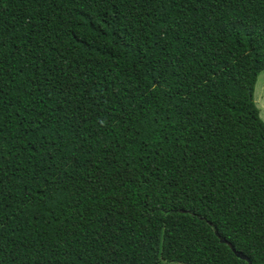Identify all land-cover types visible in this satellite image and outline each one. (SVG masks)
Here are the masks:
<instances>
[{
  "label": "trees",
  "instance_id": "16d2710c",
  "mask_svg": "<svg viewBox=\"0 0 264 264\" xmlns=\"http://www.w3.org/2000/svg\"><path fill=\"white\" fill-rule=\"evenodd\" d=\"M262 71L264 0H0V264H264Z\"/></svg>",
  "mask_w": 264,
  "mask_h": 264
},
{
  "label": "rangeland",
  "instance_id": "374dc122",
  "mask_svg": "<svg viewBox=\"0 0 264 264\" xmlns=\"http://www.w3.org/2000/svg\"><path fill=\"white\" fill-rule=\"evenodd\" d=\"M254 101L259 109V116L264 122V71H262L258 77L254 88ZM161 264H178V263H165Z\"/></svg>",
  "mask_w": 264,
  "mask_h": 264
},
{
  "label": "snow or ice",
  "instance_id": "6c2138e0",
  "mask_svg": "<svg viewBox=\"0 0 264 264\" xmlns=\"http://www.w3.org/2000/svg\"><path fill=\"white\" fill-rule=\"evenodd\" d=\"M250 93H251V90H249V95H250ZM114 255H116L115 251H108V250H106V257H107V256H114ZM106 257H105V259L102 261V264H108V260H107Z\"/></svg>",
  "mask_w": 264,
  "mask_h": 264
},
{
  "label": "water",
  "instance_id": "95a60500",
  "mask_svg": "<svg viewBox=\"0 0 264 264\" xmlns=\"http://www.w3.org/2000/svg\"><path fill=\"white\" fill-rule=\"evenodd\" d=\"M233 250V249H232ZM236 256L240 259H243V260H246V261H249L248 259H246L243 255H241L240 253H236ZM248 264H251L250 262Z\"/></svg>",
  "mask_w": 264,
  "mask_h": 264
}]
</instances>
